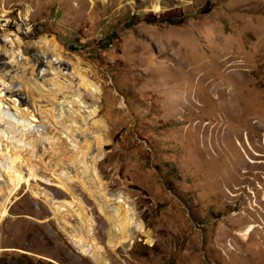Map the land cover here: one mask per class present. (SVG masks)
<instances>
[{
    "label": "rangeland",
    "instance_id": "obj_1",
    "mask_svg": "<svg viewBox=\"0 0 264 264\" xmlns=\"http://www.w3.org/2000/svg\"><path fill=\"white\" fill-rule=\"evenodd\" d=\"M8 34L55 39L65 77L77 67L102 85L99 173L146 231L131 247L108 245L107 220L55 152L63 127L38 126L21 144L0 126V149L20 156L28 180L11 183L0 154V264H96L61 223L77 225L78 208L109 264H264V0H0V58L14 77L0 111L20 99L49 117L56 106L31 83L45 93L54 72L46 59L38 77L21 68ZM19 86L22 97L11 96ZM60 86L66 107L72 91Z\"/></svg>",
    "mask_w": 264,
    "mask_h": 264
},
{
    "label": "bare ground",
    "instance_id": "obj_2",
    "mask_svg": "<svg viewBox=\"0 0 264 264\" xmlns=\"http://www.w3.org/2000/svg\"><path fill=\"white\" fill-rule=\"evenodd\" d=\"M90 1L94 3L95 0ZM3 38L8 39V43H11L12 54L15 55V58L21 57L22 60H25L26 66L22 65L21 68L24 70L31 69L32 73H37L35 74L37 77L44 70H39L43 66L42 63L45 62L43 59L47 60L46 63L50 65L51 71L53 70L54 72V76L51 79L44 81L50 85L49 89L44 93L38 87L37 82L33 83L32 81L31 88L39 92L42 98L48 99L56 108L53 107L51 109L52 114L47 117L48 115L40 112L38 108L36 111L33 110L34 112L26 108L22 109L20 99L19 101L14 100L8 108L9 110H13L12 112L9 110L6 112L0 111V126L8 128L11 132L18 133L22 140L21 144L25 140L27 133L35 130L38 126L46 128L49 124L56 123L60 127H63L62 136H60L61 140H59L60 142L57 147L58 150L55 149V152L68 159V165L70 166L68 170H71L73 167L75 177L80 174L78 177L79 182L86 192L92 194L93 200L96 201L97 207H99L98 209L107 220L109 225L107 235L108 245L116 248L119 246L125 247V244H127L128 247H131L135 243V240H137V232L144 233L146 231L145 224L138 217L139 213L137 214L136 208L128 196L120 193L111 194L109 192L98 169L99 162L105 156L104 147L107 144L104 138L106 125L99 117L101 112L100 101L103 96L102 85L96 82L89 73L87 74L86 71H81L77 67L73 68L69 78L65 77L59 71L63 70L62 67L66 63L62 53L63 50L60 44L53 38L45 35L32 42H25L21 37L12 34L3 35ZM2 41L4 40L0 37V42ZM36 49L40 51L38 56H35L33 52ZM3 57L0 58V83L4 87L0 89V106L4 102L2 91L8 89L6 87L8 84L7 80L9 82L14 80V77L7 76L11 69L8 62L3 60ZM67 63L69 62L67 61ZM70 79H73V81ZM61 83L67 84L72 91V94L68 95L64 100L67 108L56 100V96L60 93ZM11 84L13 85L14 83ZM22 94V87L19 86V89L17 88L16 91H12L11 96L22 97ZM55 110H58V112L55 113ZM36 122L38 123L36 124ZM1 123L4 125H1ZM0 139L1 143L6 142L5 136ZM247 140H249L248 137L246 138ZM237 144L240 147L242 146L240 141ZM0 154H3V157L7 159L6 170L9 171V176L13 177L10 179L11 183L17 180L16 187L20 186L26 180L22 175L24 168L18 169L19 164H17V160H21L20 156L8 157L9 152L1 149ZM68 154H70L69 157H67ZM68 170L64 171L61 168L60 177L58 176L64 188H70L69 183L73 179L68 174ZM29 174L32 178L36 177V173L31 166L29 167ZM69 205L72 206V204ZM61 208L59 206L56 207L57 211L62 210ZM5 209L2 208L1 217L5 216L7 212V209ZM75 213L78 218V226L70 225L65 217L61 219V223L64 224L65 229H71V231H68L70 240L78 247L81 253L91 257L96 264H109L105 260L106 258L104 259L102 256L101 248L97 244L98 242L93 238V223L90 218H88L84 211H80L79 208L75 210Z\"/></svg>",
    "mask_w": 264,
    "mask_h": 264
}]
</instances>
